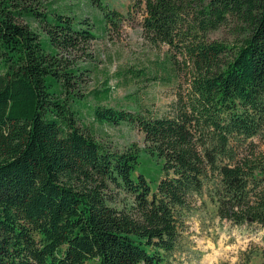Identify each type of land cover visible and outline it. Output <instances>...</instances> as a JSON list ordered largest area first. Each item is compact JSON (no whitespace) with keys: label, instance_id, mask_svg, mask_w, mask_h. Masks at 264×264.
Instances as JSON below:
<instances>
[{"label":"trees","instance_id":"trees-1","mask_svg":"<svg viewBox=\"0 0 264 264\" xmlns=\"http://www.w3.org/2000/svg\"><path fill=\"white\" fill-rule=\"evenodd\" d=\"M90 2L104 31L122 21ZM132 7L146 39L188 71L163 114L105 105L108 84L83 94L92 69L65 55L97 35L71 5L0 0V264H184L186 224L208 206L220 220L264 228V151L245 150L264 145V0ZM224 27L236 44L210 39ZM87 114L138 130L145 149L98 140ZM143 153L161 163L155 188L139 172Z\"/></svg>","mask_w":264,"mask_h":264},{"label":"rangeland","instance_id":"rangeland-1","mask_svg":"<svg viewBox=\"0 0 264 264\" xmlns=\"http://www.w3.org/2000/svg\"><path fill=\"white\" fill-rule=\"evenodd\" d=\"M51 1L71 5L78 15L94 25L97 39L85 49L65 55L72 66L92 69L82 83L83 94L108 84L113 93L105 105L132 112L149 109L154 114H163L177 94L187 88L188 71L183 60L168 46H154L146 39L141 27L142 13L134 10L133 0H98L103 7L122 17L118 26H110L106 31L100 28L101 11L92 6L90 0H44V3ZM236 37L225 27L210 34L211 40L230 45L236 44ZM134 73L143 76L135 77ZM84 123L94 128L98 140L112 143L120 150L135 144L145 149L143 134L127 124L103 127L95 124L88 114ZM251 144L254 149L246 147V152L264 151L260 138ZM139 172L153 182L155 188L161 176V163L143 153ZM125 200L123 195L118 196V205ZM249 223L237 226L220 220L210 206L200 210L186 224L184 237L192 253L184 256V264H262L264 228Z\"/></svg>","mask_w":264,"mask_h":264}]
</instances>
